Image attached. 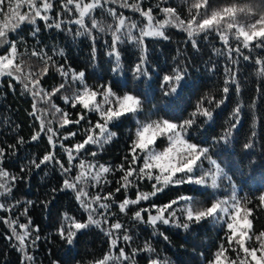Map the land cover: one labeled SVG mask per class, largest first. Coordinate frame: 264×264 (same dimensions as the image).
<instances>
[{"label": "snow or ice", "instance_id": "obj_1", "mask_svg": "<svg viewBox=\"0 0 264 264\" xmlns=\"http://www.w3.org/2000/svg\"><path fill=\"white\" fill-rule=\"evenodd\" d=\"M187 2L190 5L187 19L182 18L176 8L160 7L158 4L157 9L164 14V19L158 20L152 7H142V0H122L120 7L139 13L144 18L146 23L141 26L114 8L107 9L112 23L105 24L97 20L94 15L96 10L104 9L109 3H117V0H60V12L55 14L56 18H53L55 0H0V47L8 46L4 53L0 54V80L7 77L10 88L15 90V82L22 86L24 93L32 97V111L28 115L38 122V130L31 136V140L38 141L42 135H46L53 149L38 162L31 160L30 164L37 169L41 165L56 164L61 175L65 177L61 190L75 192L76 200L88 213L85 221L65 215V223L57 229V234L69 248L77 242L79 234L90 227L99 228L110 238L109 252L91 264H129L138 253L155 252L147 242L142 248L132 249L131 255L120 246L121 239L124 243H130L132 236L130 228L116 218L117 213L112 211L113 207L118 208L119 214L124 216L131 212L130 219L133 222L148 223L154 227L163 224L188 230L206 220L223 222L226 228L225 243L219 245L208 264H264V230L257 233L253 228L250 218H254V209L247 206L251 201L242 203L238 188L232 182V176L228 175L221 163L214 158L219 153H213L217 144L226 145L230 142L233 130L239 122L240 107L234 109V122L219 136L212 137L211 145L206 142L196 143L192 136L193 130H203L204 125H210L213 121V105L219 108L224 103L230 91V84H235L239 90L234 68L225 67L226 79L222 88L224 98L216 100L214 96L206 93L196 102L186 118L175 114L169 117L166 114L165 117L148 119L147 122L137 119L138 127L129 146L128 155L124 157V163L118 168H112L86 160L82 158V154L87 152L89 145L103 146L110 143L117 135L110 130V125L114 122L129 116L138 117L143 112L142 96L131 92L117 94L112 83L89 86L85 71L77 72L70 68L66 70L64 64L57 65L54 57L44 48L21 52L18 44H23L24 41L18 42L10 37V34L17 33L23 26L30 25V35L35 39L41 31L38 21L43 22L47 28L56 29H61L65 23L74 24L77 26L75 35L86 36L93 44L96 41L95 33L107 32L111 35L110 42L105 41L110 49L108 55L115 61L112 71L118 72L121 67L119 45L134 43L140 47L142 54L140 62L133 68V76L136 79H150L146 67L145 38L158 37L167 40L169 36L166 34V28L173 27L186 33L188 41L196 48L199 44L198 37L208 40L214 33L225 49V52L220 54L226 55L233 66L238 65L240 59L252 61L258 75L264 76V56L251 55L254 48L264 49V4L258 6L256 0H232L225 6L213 8L210 0ZM65 15L68 17L66 22L63 19ZM241 17H250L252 22L241 23ZM68 30L72 31L70 28ZM230 40L236 41L235 46ZM245 50L248 54H245ZM33 57L42 62L35 69L29 63ZM53 67L62 77V82L49 90L43 86V79ZM187 76V69L179 66L163 76L161 91L165 97L171 98L170 104L176 103L183 95L187 87ZM57 98L61 99L64 105L81 109L76 119H72L70 113L56 103ZM88 113H96L98 119L94 123L87 121L89 126L84 129V138L75 144L65 143L78 135L76 131L67 130L69 126L80 125L81 121L86 120ZM62 129L67 130L65 134L61 133ZM158 140L166 141L163 147L158 145ZM23 143L25 141L20 137L17 144L7 145V149L0 147V212L11 213L21 203L19 200L15 203L8 202V197L14 194L16 183L23 177L11 174L4 167V161L9 154L8 150L14 154L17 145ZM57 146L63 149L67 158L66 164L57 158L54 151ZM252 147L251 142L244 144L245 150ZM87 154L95 157L97 152ZM205 162L208 167H205ZM26 170L23 167L20 169L21 172ZM115 171L122 173L115 192H127L130 188H136L134 199L125 196L117 202L114 193L103 192L102 183H110L106 177ZM225 178L231 185V192L214 198L207 206L191 195H184L163 205L151 204L150 207H137L132 211V206L150 201L167 188L195 185L217 191ZM143 181L151 182V191H139V185ZM89 187L98 190L95 195L89 193ZM258 202L264 210V194L258 197ZM26 214L27 208H24L22 215ZM0 222L8 225L11 235L6 236V239L16 241L14 247L23 255L22 264H32L35 258L29 253L28 247L29 243L35 247L36 242L40 240L38 226L32 227L30 218L26 223H21L19 217L5 216L0 217ZM122 231L121 237L118 233ZM33 233H37L34 238ZM230 252L235 254L234 258L229 255ZM52 264L58 262L53 261ZM148 264H167V261L150 256Z\"/></svg>", "mask_w": 264, "mask_h": 264}, {"label": "trees", "instance_id": "obj_2", "mask_svg": "<svg viewBox=\"0 0 264 264\" xmlns=\"http://www.w3.org/2000/svg\"><path fill=\"white\" fill-rule=\"evenodd\" d=\"M121 2L122 0H117V3L105 5L104 9H97L94 13L95 17L105 24L112 23V18L107 15V9L114 8L118 13L123 12L141 26L146 23L139 13L120 7ZM231 2L232 0H210L213 8ZM256 3L260 6L264 4V0H256ZM158 4L160 7L176 8L182 18L187 19L189 16L190 5L187 0H142L143 8L152 7L156 19H164V14L156 7ZM58 12H60V0H55L53 18H56L55 14ZM63 19L66 22L67 15ZM240 22L250 23L252 19L241 17ZM38 24L41 31L35 39L30 35L32 27L30 25H25L17 33L10 34V37L18 42L24 41L23 44H18L21 52L30 51L32 48H44L54 57L57 65L64 64L66 70L70 68L77 72L85 71L89 86L112 83L113 90L117 94L138 93L144 99L143 112L138 117L129 116L114 122L110 125V130L117 135L110 143L95 146L105 148L109 152L111 160L103 164L112 168H118L124 163V157L128 155L129 146L138 127L137 119L147 122L148 119L155 120L165 117L166 114L169 117L175 114L186 118L196 102L206 93L214 96L216 100L224 98L222 88L226 79L225 67L234 68L239 90L236 89L235 84H230V91L224 103L219 108L213 105V121L210 125H204L203 130H193L192 136L196 143L206 142L207 145H211L212 137L219 136L234 122L232 114L234 109L240 107L239 122L233 130L230 142L226 145L217 144L213 148V153H219L214 158L221 163L228 175L232 176V182L238 188L242 203L251 201L247 206L254 209V218H250L254 230L257 233L264 230V210L260 208L258 202V197L264 194V76L258 75L252 61L240 59L238 65L233 66L226 55L220 54L225 52V49L214 33L208 40L198 37V47L194 48L188 41L186 33L168 27L167 40L158 37L145 38L146 67L151 78L136 79L133 76V68L140 62L142 54L138 45L134 43L119 45L121 67L118 72H113L115 61L108 55L110 49L105 43V41L110 42V33H95L96 41L93 44L88 37L75 35L77 26L74 24L65 23L61 29L47 28L41 21H38ZM69 28L72 31H69ZM134 34L138 35V33ZM230 43L235 46L236 41L230 40ZM7 47V45L0 47V54H3ZM245 54H248L247 50ZM251 55L264 56V49L254 48ZM29 63L35 69L42 62L33 57ZM178 66L188 71L187 87L176 103L170 104L171 98L165 97L161 91L162 78ZM61 82L62 77L53 67L44 77L43 86L50 90ZM13 84L15 90L9 87L7 77L0 80V147L7 149V145L17 144L20 137L25 141L17 145L14 154L8 150L9 154L4 161V167L11 174L23 177L16 183L14 194L8 197V202L15 203L19 200L21 203L11 213L0 212V217H19L21 223H26L30 218L32 227L38 226L40 240L36 242L35 247L30 243L28 247L29 253L35 258L32 264H52L53 261H57L58 264H91L92 261L102 258L109 252L110 238L99 228L90 227L79 234L77 242L71 248L61 241L57 229L65 223V215L85 221L88 213L76 200L75 192L61 190L65 177L61 175L56 164L41 165L38 169L30 164L31 160L38 162L43 155L53 149L46 135H42L38 141L31 140V136L38 130V122L28 115L32 111L33 99L29 94L24 93L21 85L15 82ZM56 103L67 110L72 119H76L77 113L81 111L79 107L73 109L69 105H64L59 98L56 99ZM97 119L96 113H88L86 120L81 121L80 125H70L67 130L76 131L78 135L65 143L80 142L84 138V129L89 126L87 121L91 120L94 123ZM67 130L62 129L61 133L65 134ZM248 142H251L253 147L245 150L244 144ZM157 143L160 147L164 146L162 143ZM54 151L57 158L66 164L67 158L63 149L57 146ZM22 167L27 170L21 172ZM115 173L122 175L119 171ZM109 178L114 181V174L109 175ZM107 186H102L103 192H106ZM224 186L227 187L226 193H230L231 185L226 178ZM139 191H151V182H141ZM205 191L206 189L195 185L170 187L158 193L150 201L132 206V211L137 207H150L151 204L163 205L184 195H191L207 206L215 197ZM136 192V188H130L127 192L122 190L119 193L115 192L114 198L117 202L123 200L125 196L134 199ZM28 201L32 203L29 204ZM24 208H27L26 215H22ZM112 211L117 213L116 218L130 228L132 241L130 243H124L122 239L120 241V246H123L129 255L132 249L142 248L146 242L155 249L154 253H138L129 264H148L150 256L167 261V264H208L219 245L225 243L226 228L223 222L206 220L193 225L188 230L163 224L154 227L148 223L133 222L130 219L131 212L124 216L119 214L116 207H113ZM146 220L147 215H145ZM36 234L33 233V238ZM8 235H11L8 225L0 222V264H22L23 255L14 247L15 240L6 239ZM118 235L122 237L123 231ZM229 255L233 258L235 256L231 252Z\"/></svg>", "mask_w": 264, "mask_h": 264}, {"label": "rangeland", "instance_id": "obj_3", "mask_svg": "<svg viewBox=\"0 0 264 264\" xmlns=\"http://www.w3.org/2000/svg\"><path fill=\"white\" fill-rule=\"evenodd\" d=\"M157 142L162 143V144L166 143V141H163V140H158ZM95 146L96 145H89L87 152L82 154V158L89 160V161H94V162L99 163V164H103L104 162L111 160V155L109 154L108 151L105 150V148L95 147ZM92 151L97 152V155L95 157H92V156L87 154L88 152H92ZM208 166L209 165L207 164V162H205V167H208ZM113 174H114V178H115L114 181L109 178V175L113 176ZM109 175L106 177V179L108 181H110V184L109 183H102V186H107V184H108V186L106 187V189H107L106 192L115 193V189L119 186L117 184V181L119 180L121 175H119L118 173H115V172L110 173ZM224 181H225V179L223 180L221 188L219 190L213 191L212 189H206L205 193H207L208 195L213 194V196L215 198L222 197V195L226 193V189H227V187L224 186ZM88 191L91 195H95L98 190L90 188V189H88Z\"/></svg>", "mask_w": 264, "mask_h": 264}]
</instances>
